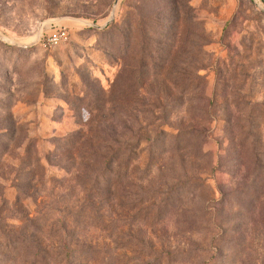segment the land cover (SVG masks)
Segmentation results:
<instances>
[{"label":"rangeland","instance_id":"374dc122","mask_svg":"<svg viewBox=\"0 0 264 264\" xmlns=\"http://www.w3.org/2000/svg\"><path fill=\"white\" fill-rule=\"evenodd\" d=\"M260 182L254 0H0V264H264Z\"/></svg>","mask_w":264,"mask_h":264},{"label":"trees","instance_id":"16d2710c","mask_svg":"<svg viewBox=\"0 0 264 264\" xmlns=\"http://www.w3.org/2000/svg\"><path fill=\"white\" fill-rule=\"evenodd\" d=\"M107 160V159H106ZM114 160L112 159V158H109L108 160H107V163H106V170L108 171L116 162H113ZM114 163V164H113ZM259 194H261V196H263L264 195V185L262 186V188H261V182H260V189H257L256 190ZM264 201V200H263ZM262 203V201L261 202H259L258 203V205L257 206H259L260 204ZM264 204V203H263ZM256 206V207H257ZM258 208V207H257ZM63 248H64V254L63 253H61V254H59L58 255V258H57V260H59V261H61V262H63V259H66V260H68L69 261V264H73V262L75 261V258H76V254H82V250H79V249H74V248H72L71 247V243H69L68 241H64L63 242ZM46 251H42V254L44 255V254H46L45 253ZM61 257H64V258H62V260H60L61 259Z\"/></svg>","mask_w":264,"mask_h":264},{"label":"built area","instance_id":"2783aa9c","mask_svg":"<svg viewBox=\"0 0 264 264\" xmlns=\"http://www.w3.org/2000/svg\"><path fill=\"white\" fill-rule=\"evenodd\" d=\"M257 8L261 11H264V0H254ZM66 32H54L50 35V38L48 40V46L50 48L58 46L64 39H66Z\"/></svg>","mask_w":264,"mask_h":264},{"label":"water","instance_id":"95a60500","mask_svg":"<svg viewBox=\"0 0 264 264\" xmlns=\"http://www.w3.org/2000/svg\"><path fill=\"white\" fill-rule=\"evenodd\" d=\"M263 12H264V11H263ZM110 22H112V20H111ZM110 22H108V23L105 25V27L108 26Z\"/></svg>","mask_w":264,"mask_h":264}]
</instances>
